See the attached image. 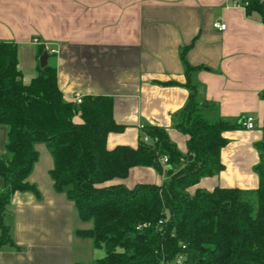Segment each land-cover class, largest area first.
Instances as JSON below:
<instances>
[{
    "label": "crops",
    "instance_id": "0c3cea01",
    "mask_svg": "<svg viewBox=\"0 0 264 264\" xmlns=\"http://www.w3.org/2000/svg\"><path fill=\"white\" fill-rule=\"evenodd\" d=\"M216 22L227 28H216ZM0 41L18 44L26 83L39 72L43 48L57 68L65 99L113 97L114 119L124 129L109 133V149L136 148L142 126L157 125L188 154V136L175 127L174 116L190 95L186 65L198 67L192 82L200 99L214 104L205 116L232 122L251 116L255 126L225 131L224 169L202 177L188 191L258 188L256 144L264 139V22L259 13L248 14L233 0H0ZM74 121L81 123V115ZM8 141L9 128L0 124V157H11ZM35 148L38 158L27 178L35 189L16 192L7 206L4 223L13 242L0 247V264L97 262L105 250L76 233L92 222H83L66 191L56 189L50 146L38 142ZM165 172L167 165L163 172L135 166L128 176L104 185H160Z\"/></svg>",
    "mask_w": 264,
    "mask_h": 264
},
{
    "label": "trees",
    "instance_id": "16d2710c",
    "mask_svg": "<svg viewBox=\"0 0 264 264\" xmlns=\"http://www.w3.org/2000/svg\"><path fill=\"white\" fill-rule=\"evenodd\" d=\"M237 2L264 22V0ZM44 52L40 48L39 55ZM197 68L186 65L190 95L174 116L175 127L188 136V154L157 125L142 128L136 148L109 149V133L124 129L114 119L113 97L88 95L81 104L65 99L57 68L49 63L26 83L18 44L0 41V124L9 128L11 154L0 157L5 185L0 191V247L13 242L4 223L7 206L16 192L35 189L27 178L38 158L36 143L46 142L55 160L51 176L56 189L66 191L83 222H92L77 235L105 250L97 262L75 264H161L179 255L182 264H264V139L256 144L258 188L188 191L202 177L224 169L221 151L228 139L223 134L242 127L244 118L212 121L205 116L214 104L200 99L191 79ZM78 114L81 123L74 121ZM165 156L169 179L163 184L104 185L128 176L135 166L163 172Z\"/></svg>",
    "mask_w": 264,
    "mask_h": 264
},
{
    "label": "built area",
    "instance_id": "2783aa9c",
    "mask_svg": "<svg viewBox=\"0 0 264 264\" xmlns=\"http://www.w3.org/2000/svg\"><path fill=\"white\" fill-rule=\"evenodd\" d=\"M234 4H240L239 2H237V0H233ZM242 5V4H241ZM244 6V5H243ZM245 7V6H244ZM215 27L220 29V30H225L227 28V24L224 22H216L215 23ZM36 42H38V39H35ZM52 52H55V50L53 49ZM73 101L77 104H81L83 101V97L82 96H75L73 98ZM240 123L242 124L243 127L248 128V129H252L254 128V121L253 118L251 116L248 117H244L242 120H240ZM144 126H142L143 128ZM146 141H148V137L144 138ZM162 162L167 165L168 164V157L165 156L162 158ZM183 263V256L179 255L176 258L172 259V260H164L162 261L161 264H182Z\"/></svg>",
    "mask_w": 264,
    "mask_h": 264
},
{
    "label": "water",
    "instance_id": "95a60500",
    "mask_svg": "<svg viewBox=\"0 0 264 264\" xmlns=\"http://www.w3.org/2000/svg\"><path fill=\"white\" fill-rule=\"evenodd\" d=\"M49 55H50V53L48 51H45L41 55V57H40V65H41V67H45L48 64ZM190 157L192 158L193 156H190Z\"/></svg>",
    "mask_w": 264,
    "mask_h": 264
},
{
    "label": "rangeland",
    "instance_id": "374dc122",
    "mask_svg": "<svg viewBox=\"0 0 264 264\" xmlns=\"http://www.w3.org/2000/svg\"><path fill=\"white\" fill-rule=\"evenodd\" d=\"M164 180L167 181L168 180V174L165 172L164 173Z\"/></svg>",
    "mask_w": 264,
    "mask_h": 264
}]
</instances>
